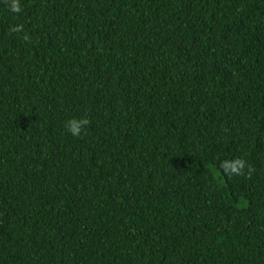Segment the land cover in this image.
Returning a JSON list of instances; mask_svg holds the SVG:
<instances>
[{
	"label": "trees",
	"instance_id": "obj_1",
	"mask_svg": "<svg viewBox=\"0 0 264 264\" xmlns=\"http://www.w3.org/2000/svg\"><path fill=\"white\" fill-rule=\"evenodd\" d=\"M0 264H264V0H0Z\"/></svg>",
	"mask_w": 264,
	"mask_h": 264
},
{
	"label": "clouds",
	"instance_id": "obj_2",
	"mask_svg": "<svg viewBox=\"0 0 264 264\" xmlns=\"http://www.w3.org/2000/svg\"><path fill=\"white\" fill-rule=\"evenodd\" d=\"M13 10L20 12L19 4L16 3ZM20 28H15L13 31H20ZM90 120L87 117L72 118L65 123V130L67 134L72 137H80L84 130L89 126ZM245 168V161L243 159L234 160L231 163L225 164V169L230 171L231 174L241 175Z\"/></svg>",
	"mask_w": 264,
	"mask_h": 264
}]
</instances>
